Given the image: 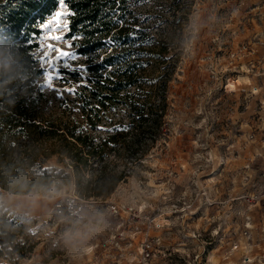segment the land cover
<instances>
[{
  "label": "rangeland",
  "instance_id": "374dc122",
  "mask_svg": "<svg viewBox=\"0 0 264 264\" xmlns=\"http://www.w3.org/2000/svg\"><path fill=\"white\" fill-rule=\"evenodd\" d=\"M128 3L138 26L167 41L166 134L104 199L0 190V210L31 220L24 232L36 242L12 264H264V0ZM57 11L40 25L32 92L42 114L84 122L64 91L67 72L86 64L67 29L49 35L77 58L46 86L42 25Z\"/></svg>",
  "mask_w": 264,
  "mask_h": 264
},
{
  "label": "trees",
  "instance_id": "16d2710c",
  "mask_svg": "<svg viewBox=\"0 0 264 264\" xmlns=\"http://www.w3.org/2000/svg\"><path fill=\"white\" fill-rule=\"evenodd\" d=\"M64 4L66 37L86 62L84 73L68 71L66 80L84 122L68 119L64 109L42 114L32 92L42 73L35 57L40 25L59 0H0V190L72 187L80 199H104L165 136L174 68L165 56L167 37L138 26L128 0ZM103 119L104 130L95 134ZM29 222L0 210V260L12 264L32 251Z\"/></svg>",
  "mask_w": 264,
  "mask_h": 264
},
{
  "label": "snow or ice",
  "instance_id": "6c2138e0",
  "mask_svg": "<svg viewBox=\"0 0 264 264\" xmlns=\"http://www.w3.org/2000/svg\"><path fill=\"white\" fill-rule=\"evenodd\" d=\"M59 3L62 11H57L55 13V18L52 22L42 25V28L45 30V34L43 36L46 51L45 59L48 61L50 70L46 85L48 88L53 87V82L56 79L62 78L58 69L69 66L68 62L77 58L75 53L65 51L58 47L59 43L64 40L63 35H49V33L52 32L62 33L68 27L66 18L70 15V13L67 11L64 0H59ZM116 3L119 5L120 0H116ZM53 24H55V27H53ZM67 46L70 47V45ZM81 72L84 73L83 68H81ZM64 91L74 93L75 89H65Z\"/></svg>",
  "mask_w": 264,
  "mask_h": 264
},
{
  "label": "built area",
  "instance_id": "2783aa9c",
  "mask_svg": "<svg viewBox=\"0 0 264 264\" xmlns=\"http://www.w3.org/2000/svg\"><path fill=\"white\" fill-rule=\"evenodd\" d=\"M142 247H144V252H148V244L142 243Z\"/></svg>",
  "mask_w": 264,
  "mask_h": 264
}]
</instances>
